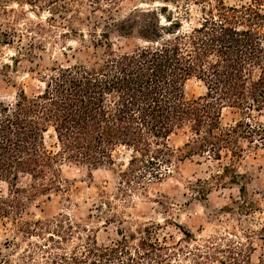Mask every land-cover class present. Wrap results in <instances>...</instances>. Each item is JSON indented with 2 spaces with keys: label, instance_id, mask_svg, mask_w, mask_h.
Returning a JSON list of instances; mask_svg holds the SVG:
<instances>
[{
  "label": "trees",
  "instance_id": "trees-1",
  "mask_svg": "<svg viewBox=\"0 0 264 264\" xmlns=\"http://www.w3.org/2000/svg\"><path fill=\"white\" fill-rule=\"evenodd\" d=\"M124 3L135 4L132 12L114 18L112 13ZM0 4L5 14L17 18L24 12L5 11L8 4L27 7L37 17L49 15L44 23L29 21L39 37L22 54L17 49L18 58L33 59L32 50L41 49L40 38L54 33L56 18L66 28L60 38L77 39L82 53L73 64L51 68L40 79V92L27 95L19 88L12 102L0 101V183L7 187L0 192V221L12 225L0 264H264V254L252 260L256 244L264 247V207L248 196V178L240 170L247 154L264 152V0ZM82 9L110 21L99 32L97 23L89 27L88 43L84 31L73 25ZM10 31L0 32V45L12 46L20 38L16 30ZM111 34L134 46L115 48ZM191 80L205 88L194 100L185 92ZM225 109L237 118L221 127ZM179 133L186 140L173 148L169 141ZM47 138L55 140L56 151L48 149ZM119 149L129 158L119 173L115 196H145L150 184L197 158L198 164L216 172L204 181L205 187H237L238 198L222 209L234 224L206 238L179 226L181 237L175 240L160 236L163 226L156 222L119 216L106 192L98 195L97 219L120 226L117 239L108 243H100L92 228L65 214L22 219L38 197L68 192L63 162L96 170L112 166ZM21 176L29 177L27 185L18 186ZM209 188H200L196 196L204 197Z\"/></svg>",
  "mask_w": 264,
  "mask_h": 264
},
{
  "label": "rangeland",
  "instance_id": "rangeland-1",
  "mask_svg": "<svg viewBox=\"0 0 264 264\" xmlns=\"http://www.w3.org/2000/svg\"><path fill=\"white\" fill-rule=\"evenodd\" d=\"M228 3H237L240 0H226ZM246 2L248 0H242ZM1 5V4H0ZM5 11L14 9L17 12H24V16L17 18L11 14H5L3 7H0V32H11L16 30L20 36L14 39L12 46L0 45V101L12 102L17 90L22 88L27 95L36 94L43 89L40 79L49 74L51 68L73 64L76 58L82 56L78 50L80 45L77 39L70 37L62 40L60 34L66 28L59 25L62 21L56 18L54 33L40 38L41 49L37 47L32 50L34 57L28 60L20 57L17 49H22L20 53L38 39L35 29H30L29 21L44 23L49 17L46 12L35 16L27 7L18 8L14 4H8ZM134 3H124L112 16L116 19L123 18L132 12ZM101 14L91 15L87 9H82L75 20L74 28L84 31L85 42L92 38L87 35V29L96 25L98 32L101 26L108 20L100 19ZM192 21L197 15L192 12ZM183 21V20H181ZM184 26L186 23L183 21ZM22 37V38H21ZM110 42L114 47L123 49L132 48L134 43L126 46V41L114 35H110ZM64 47V48H63ZM71 48L72 51H68ZM66 49V50H64ZM101 51V48L98 49ZM64 52L67 55H64ZM15 60V62L13 61ZM186 98L194 100L205 94L203 84L197 80H191L186 84ZM237 116L231 110L222 111L221 127H227ZM186 138L181 134L172 136L169 144L173 148L183 145ZM48 149L56 151L55 140L46 139ZM129 154L119 149L114 153L112 166H103L96 170H90L86 166L76 165L71 162H63L61 165L62 176L70 187L65 194H51L50 198L38 197L29 205L22 214L23 220H44L58 216L68 215L74 221L92 228L100 243H108L117 239L118 224H103L104 219H97L100 212L97 206L98 195L106 192L111 198V203L118 207L117 214L124 216L127 220H136L140 223L156 222L163 226L160 236L171 235L175 240L181 237L178 227L188 230L197 238H206L209 235L223 234L234 224L231 216L223 213L222 209L230 205L231 200L238 198L236 186H226V188L205 187L204 181H208L209 176L215 174L214 170L207 169L205 164H198L197 158L186 160L178 166L177 172H172L166 178L148 186L145 196L127 198L126 196H115L118 187L119 173L125 170ZM213 167L216 164H212ZM241 172L248 178V196L264 207V152L258 151L256 154H247L241 164ZM29 183L28 176H21L18 186H25ZM191 185L194 189H191ZM200 188H209L204 197L196 196ZM6 184L0 183V192H6ZM131 195V193H130ZM102 211H107L103 209ZM109 213V212H108ZM95 216V217H94ZM263 220L262 215H256ZM12 225L9 221H0V250H3L6 240L12 238ZM256 252L252 255L253 262H257L260 254H264V247L260 243L256 244ZM218 264V263H212Z\"/></svg>",
  "mask_w": 264,
  "mask_h": 264
}]
</instances>
